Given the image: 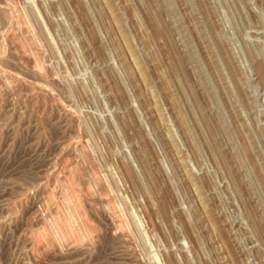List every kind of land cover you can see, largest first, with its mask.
I'll return each mask as SVG.
<instances>
[{
	"label": "rangeland",
	"instance_id": "374dc122",
	"mask_svg": "<svg viewBox=\"0 0 264 264\" xmlns=\"http://www.w3.org/2000/svg\"><path fill=\"white\" fill-rule=\"evenodd\" d=\"M0 264H264V0H0Z\"/></svg>",
	"mask_w": 264,
	"mask_h": 264
},
{
	"label": "bare ground",
	"instance_id": "6f19581e",
	"mask_svg": "<svg viewBox=\"0 0 264 264\" xmlns=\"http://www.w3.org/2000/svg\"><path fill=\"white\" fill-rule=\"evenodd\" d=\"M73 228V227H72ZM38 237V236H37Z\"/></svg>",
	"mask_w": 264,
	"mask_h": 264
}]
</instances>
